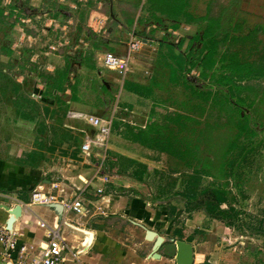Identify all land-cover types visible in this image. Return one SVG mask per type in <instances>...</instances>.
<instances>
[{
  "label": "rangeland",
  "instance_id": "rangeland-1",
  "mask_svg": "<svg viewBox=\"0 0 264 264\" xmlns=\"http://www.w3.org/2000/svg\"><path fill=\"white\" fill-rule=\"evenodd\" d=\"M78 2L33 1L37 12L49 11L47 16L36 17L25 12L27 0H0L1 56L43 58L42 47L47 44L34 28L27 27L29 21L36 18L47 23L51 19L60 28L68 26V16ZM154 8L146 21L155 27L145 33L152 37V47H158L159 39L186 41L189 35L192 51L212 52L214 65L206 78H202V68L195 66L174 82L165 73L169 61L160 58L168 53L164 47L158 48L154 73L161 71V75L154 82L159 87L148 94L141 88L138 97L122 95L124 106L118 105L122 128L113 134L114 142L110 138L102 164L111 177L109 191L117 195L116 187L129 184L126 188L140 197H152L167 212L172 211L171 215L177 212L171 230L183 229L195 245L193 264H208L210 254L218 250L224 264H264V0H158ZM212 21L220 32L202 42V35L216 26ZM181 22L185 25L182 30ZM14 26L15 31L11 30ZM59 34L61 46L50 43L49 53L55 52L54 45L62 56L74 58L79 52L74 48L78 31L70 24ZM153 53L156 55V48ZM112 73L114 93L119 96L122 80ZM8 81L3 79L1 84L8 88ZM174 114L182 117L179 124ZM243 124L246 129L241 131ZM143 138L152 148L142 144L145 151L134 153L133 159L113 160V146L126 147V140ZM116 163L127 177L115 174ZM201 167L207 174L200 172ZM212 192L219 193L220 202ZM207 201L213 205L210 215L198 206L210 208ZM220 211L225 213L216 216ZM129 235L132 237L118 239L120 247L109 254L111 264H174L152 256V240Z\"/></svg>",
  "mask_w": 264,
  "mask_h": 264
},
{
  "label": "crops",
  "instance_id": "crops-1",
  "mask_svg": "<svg viewBox=\"0 0 264 264\" xmlns=\"http://www.w3.org/2000/svg\"><path fill=\"white\" fill-rule=\"evenodd\" d=\"M33 1L37 0H27L29 3L24 7L27 14L35 13L36 17L37 14L43 17L49 14V11L37 12L38 9H33ZM78 1V6L68 16V26L71 24L78 31L74 48L79 52L74 58L62 56L54 45L52 48L55 52L49 53L50 43H57L62 28L58 22L52 23L54 20L49 19L47 23L41 20L39 23L36 18H32L34 20L29 21L31 26L27 27L34 28L38 35L43 36L47 47L41 44L45 51V54L42 51L41 54L45 56L21 60L4 58L0 54V193L9 196V200L0 198V202L10 208L27 204L13 223L19 243L46 244L48 230L39 226L40 220L58 229L61 238L78 258L75 262L68 256L67 264H111L109 254L120 247L118 239L132 237L129 233L138 237L141 235L142 240H152V256L155 252L160 253L161 260L175 264L174 258H167L160 251L162 245L184 241L192 246L193 254L195 250V245L183 229L171 230L178 219L177 212L171 215L172 211L167 212V208L152 197H140L126 188L129 184L116 187L120 192L117 195L109 191L111 179L104 185L100 176L105 172L97 167L101 156L104 157L102 163L105 161L106 152L95 150L89 157L84 155L80 147L85 137L92 135V129L80 121L68 119L67 113L83 112L111 120L110 138L114 142L113 134L122 128V119L117 116L118 105L124 106L122 95L138 97L141 88L146 90L144 94H148L159 87L156 84L158 81L154 82L157 74L161 75V71L154 73L159 47H164L168 53L160 58L169 61L165 73L174 82L189 71L185 65L184 68L180 66L181 58H202L206 53L200 52L202 49L192 51V44H188L191 41L189 35L186 41L182 38L174 42L159 39L156 41L158 47H152L153 39L145 33L155 26L151 21L147 24L146 20H150L149 15H153L158 0H94L92 7L89 4L93 0ZM93 10H99L107 17L103 33L93 32L86 26ZM165 14L169 16L168 12ZM68 26L63 24V27ZM184 26L181 22L179 29L182 30ZM15 29L16 26L11 30ZM2 30L0 27V41L3 40ZM132 36L142 40L143 45L142 49L129 54L127 74L122 78L115 73L116 78L122 80L120 95L117 96L114 93L116 84L113 71L103 68L102 56L105 52L126 56ZM16 42L13 46L17 45ZM61 44L58 42L55 46L60 47ZM155 48L157 56L153 53ZM20 60L23 65L17 63ZM6 78L10 83L8 88L1 84ZM146 138L126 140L129 144L126 147H120V143L113 146V160L117 162L121 157L133 159L134 153L145 151L142 144L147 145V149L152 148ZM146 151L151 153L150 150ZM119 163L114 164L112 170L120 177H127ZM61 181V187L67 185L68 189L63 195L68 200L75 195L72 185L84 189L79 194L87 210L84 215L76 216L68 210L29 203L30 194L35 188L55 193L51 184ZM99 188L102 189L100 193L96 191ZM9 216L8 211L0 208V227H6ZM148 232L152 233L150 239L147 238ZM157 238H162L163 243L154 249ZM222 260V251L218 250L210 254L207 263L224 264ZM0 264H5V261L0 260Z\"/></svg>",
  "mask_w": 264,
  "mask_h": 264
},
{
  "label": "built area",
  "instance_id": "built-area-1",
  "mask_svg": "<svg viewBox=\"0 0 264 264\" xmlns=\"http://www.w3.org/2000/svg\"><path fill=\"white\" fill-rule=\"evenodd\" d=\"M52 23L55 24L56 22L52 21ZM106 24L107 17L101 14L99 10H93L89 14L86 26L93 32L103 33L106 30ZM65 28L62 27L61 31H64ZM142 45V40L132 36L129 41L126 56H118L112 52H105L103 54V68L113 71L123 78L129 70V54L132 51L140 50ZM67 117L71 120L80 121L92 129V135L86 136L80 147L84 155L89 157L95 150L102 153L106 152L111 134V120L75 111H69ZM102 158L104 157L101 156V161L99 159L100 163L97 165L99 169H102ZM110 179L111 177L107 174L100 176V181L104 185L109 183ZM61 184L62 181L51 184V188L55 193L45 192L35 188L30 194L29 203L32 205L47 206L52 209H55L53 207L54 205H60L63 210L71 211L76 216L84 215L87 210L85 209L83 198L79 195L84 189L72 185L75 195L71 200H68L63 195L65 189H68L66 187L67 185L61 187ZM96 191L100 193L102 189L99 188ZM0 198L9 200V196L3 193H0ZM0 204L6 205L1 202ZM26 205L25 203L20 204L22 208ZM39 226L41 228H47L48 230V241L43 246L27 242L19 243L17 240V232L13 228L8 230L5 226L0 227V260L5 261V264H67L69 261L68 256L75 262L78 260L76 252H72L71 247L61 238L58 229L49 227L41 220L39 221Z\"/></svg>",
  "mask_w": 264,
  "mask_h": 264
},
{
  "label": "water",
  "instance_id": "water-1",
  "mask_svg": "<svg viewBox=\"0 0 264 264\" xmlns=\"http://www.w3.org/2000/svg\"><path fill=\"white\" fill-rule=\"evenodd\" d=\"M56 210L61 209L60 205L53 206ZM0 208L5 209L9 212L10 216L6 221V228L11 230L13 228V223L16 221L17 218L21 216L22 207L20 205H16L13 208H10L6 205L0 204ZM152 233L148 232L147 238L150 239ZM163 243L162 238H157L154 244V249H157L158 246L160 247ZM160 249H163V254L167 257L174 258L175 264H192L193 263V248L190 244L184 241H176L175 243L162 245ZM155 258H160V253L155 252L153 255Z\"/></svg>",
  "mask_w": 264,
  "mask_h": 264
},
{
  "label": "trees",
  "instance_id": "trees-1",
  "mask_svg": "<svg viewBox=\"0 0 264 264\" xmlns=\"http://www.w3.org/2000/svg\"><path fill=\"white\" fill-rule=\"evenodd\" d=\"M110 17L113 18L112 15H110ZM211 23H212V25H216V26H214V28H209L210 32H206V33H204L202 35V37H201V41L202 42H206V40L214 38L220 32V26H218L217 22H213L212 21ZM263 30H264V28H263ZM200 52H204V51L201 50ZM181 60L182 61L180 62V66L183 65L181 67L184 68V65H185L186 67H188L187 70H190L191 68H194L195 66L199 65L202 68V76H203L202 78H206L207 77V71L211 70L212 66L214 65V61H213V58H212V52H207L202 58H189V59L186 58V60H185V58H181ZM210 80H213V78L210 77ZM230 95H232V93H230ZM174 117L176 119V123L179 124L178 120L180 118H182V117L179 116L178 114H174ZM239 128L242 131V130L246 129V126L243 124V125L239 126ZM171 144H172V142L170 141L169 142V146H168V150L166 149L168 152L170 151L169 147L171 146ZM201 169H202V167H201ZM195 172L198 173L199 171L196 170ZM200 172H202L204 174H207L206 172L203 171V169L200 170ZM230 174L233 175L234 171L230 172ZM212 194L214 196H217L219 198L218 201L220 202L221 198L219 197V193L216 194V192H212ZM211 200H215V199H211ZM206 203H208L210 208H208L207 205H198V206L199 207L203 206L202 208L207 209L205 211H206L207 214L210 215V214H212L211 212H213V209H212L213 205L211 203H209L208 201ZM216 205H217V203H216ZM224 213H225L224 211H220L219 214H216V216H218V217L222 216V214H224Z\"/></svg>",
  "mask_w": 264,
  "mask_h": 264
},
{
  "label": "bare ground",
  "instance_id": "bare-ground-1",
  "mask_svg": "<svg viewBox=\"0 0 264 264\" xmlns=\"http://www.w3.org/2000/svg\"><path fill=\"white\" fill-rule=\"evenodd\" d=\"M86 243H88V240H87V242H85V244H86Z\"/></svg>",
  "mask_w": 264,
  "mask_h": 264
}]
</instances>
